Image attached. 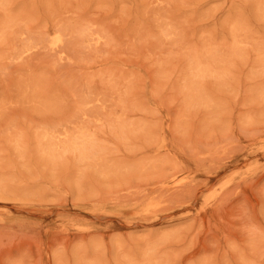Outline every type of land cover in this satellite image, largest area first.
<instances>
[{
    "label": "rangeland",
    "instance_id": "obj_1",
    "mask_svg": "<svg viewBox=\"0 0 264 264\" xmlns=\"http://www.w3.org/2000/svg\"><path fill=\"white\" fill-rule=\"evenodd\" d=\"M0 264H264V0H0Z\"/></svg>",
    "mask_w": 264,
    "mask_h": 264
}]
</instances>
